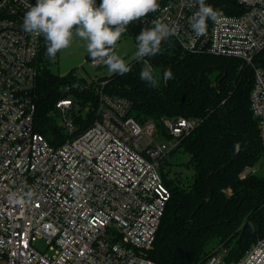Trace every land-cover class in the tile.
I'll use <instances>...</instances> for the list:
<instances>
[{
    "label": "built area",
    "instance_id": "1",
    "mask_svg": "<svg viewBox=\"0 0 264 264\" xmlns=\"http://www.w3.org/2000/svg\"><path fill=\"white\" fill-rule=\"evenodd\" d=\"M214 1L205 4L214 9ZM237 1L243 11L222 13L220 23L209 19L201 36L189 24L199 10L197 0H158L157 11L133 23L143 29L157 20L175 24L177 34L166 39L184 49L250 64L251 107L264 151V0ZM35 4L0 0V264H160L149 252L170 199L161 165L200 118L164 117L168 139L157 122L131 113L132 100L104 92L103 81L97 88L98 118L88 127L80 130L72 117L79 106L73 97L51 109L68 134L53 144L35 127L42 36L21 27ZM81 87L75 82L65 90ZM256 171L246 166L240 177ZM202 264H264V237L237 262L216 252Z\"/></svg>",
    "mask_w": 264,
    "mask_h": 264
},
{
    "label": "trees",
    "instance_id": "2",
    "mask_svg": "<svg viewBox=\"0 0 264 264\" xmlns=\"http://www.w3.org/2000/svg\"><path fill=\"white\" fill-rule=\"evenodd\" d=\"M95 2L98 6L101 0ZM214 4V10L221 13L243 11L237 0H215ZM128 30L137 38L144 29L132 22ZM50 60L42 36L35 127L55 145L68 134L51 109L60 99L73 97L79 106L71 115L80 130L88 127L98 118L97 88L103 81H107L104 92L132 100L131 113L142 122H157L168 139L172 136L162 123L164 117L200 118L161 165L170 199L149 252L151 258L160 264H202L219 245L227 251L225 260L233 263L264 237V174L258 172L264 151L251 107L255 73L250 64L233 56L186 50L170 38L162 41L159 54L148 56L157 79V86L150 87L140 79L145 58L130 62L128 73H112L93 81L78 78L73 71L61 75L52 70ZM168 71L172 79L165 80ZM75 82L82 87L65 90ZM182 147L189 155L186 166L194 176L188 186L168 179L162 169ZM246 166L257 171L241 178Z\"/></svg>",
    "mask_w": 264,
    "mask_h": 264
},
{
    "label": "clouds",
    "instance_id": "3",
    "mask_svg": "<svg viewBox=\"0 0 264 264\" xmlns=\"http://www.w3.org/2000/svg\"><path fill=\"white\" fill-rule=\"evenodd\" d=\"M197 3L199 10L190 17L189 24L192 31L201 36L207 31V21L220 23L222 13L205 4V0H197ZM158 9V0H101L98 6L95 0H36L25 12L21 27L26 33L43 36L46 55L52 60L70 46L75 35L87 41L86 50L93 62H103L110 72L123 75L130 67L115 54L117 41L130 23ZM153 25L136 38L137 59L159 54L162 41L178 32L175 24L169 26L157 20ZM140 79L150 87L157 86L152 67L146 60ZM164 79H172L171 71L164 74ZM32 195V192L27 193L28 197ZM18 202L23 203V199Z\"/></svg>",
    "mask_w": 264,
    "mask_h": 264
},
{
    "label": "rangeland",
    "instance_id": "4",
    "mask_svg": "<svg viewBox=\"0 0 264 264\" xmlns=\"http://www.w3.org/2000/svg\"><path fill=\"white\" fill-rule=\"evenodd\" d=\"M75 31V30H73ZM87 41L73 36L70 46L59 52L57 60H50V67L53 71L65 75L74 72L78 78H84L88 81L98 80L99 77L109 76L110 72L105 64L96 66L90 61L86 50ZM137 52V40L128 30L124 32L115 45V54L121 57L126 64L135 61ZM159 71V68H156ZM86 111L87 108H83ZM186 150L182 147L175 157H171L169 163L163 164V172L168 179L188 186L193 181V170L186 166L188 159ZM259 173L264 174V158L260 163ZM44 245V241H38V245ZM225 248V247H224ZM217 252H223L224 257L227 251H222L221 246L217 247Z\"/></svg>",
    "mask_w": 264,
    "mask_h": 264
}]
</instances>
